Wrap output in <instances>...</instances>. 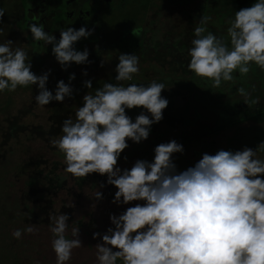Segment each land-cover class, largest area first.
Segmentation results:
<instances>
[{"label":"clouds","instance_id":"clouds-1","mask_svg":"<svg viewBox=\"0 0 264 264\" xmlns=\"http://www.w3.org/2000/svg\"><path fill=\"white\" fill-rule=\"evenodd\" d=\"M4 15L0 8V22ZM210 20L202 15L194 28L190 72L219 88L222 82L234 81L236 72L246 76L253 65L264 71V0H254L225 21L227 39L208 30ZM44 29L45 24L35 20L28 24L33 41L52 46L51 54L62 70L73 63H92L89 50H77L75 45L94 29L61 28L59 39ZM14 44L9 39L0 42V93L35 85L34 100L41 107L73 97L75 73H70L68 83L59 80L53 94L47 87L51 69L34 73L27 51ZM117 59L115 83L106 81L94 94L87 91L75 119H64L61 134L50 141L63 154L66 173L84 179L94 173L106 176L99 189L114 186L112 203L129 205L119 215H109L112 226L104 233H93V239H100L94 246L96 264H264V159L258 158L264 141L255 150L245 146L205 152L194 165L178 171L173 157L185 150L172 139L154 148L151 161L137 159L130 168H121L128 141H146L169 101L162 96L163 83H124L140 71L135 53H120ZM82 75H88L86 69ZM83 86L93 89L92 80H84ZM237 92L246 99L249 95L243 87ZM133 109H141L134 120L128 115ZM94 197L103 200V192L97 190ZM48 217L55 264H68L73 249L83 247L80 229L73 227L68 238L69 215ZM37 232L31 224L13 230L12 236L19 240Z\"/></svg>","mask_w":264,"mask_h":264},{"label":"rangeland","instance_id":"rangeland-1","mask_svg":"<svg viewBox=\"0 0 264 264\" xmlns=\"http://www.w3.org/2000/svg\"><path fill=\"white\" fill-rule=\"evenodd\" d=\"M52 2L53 0H34L32 3L28 0H0V8L5 9L3 22H0V28L3 29L0 42L9 39L15 43L13 47L24 48L31 60L32 71L37 75L51 69L47 87L53 94L59 80L63 79L68 83L70 73L76 75L72 81L73 97L66 98L64 103L53 101L45 107L38 106L34 100L37 94L35 85L18 87L15 92L0 93V161L6 158L8 152L16 151L21 162L18 172L15 173L16 178H19L18 174H30L42 179L41 186L20 192V199L30 203L34 209L33 213L27 215L28 223L49 226L50 213L58 215L61 212L67 213L69 218L76 217L78 208L81 209L80 202L93 197L97 190L103 192L104 199L99 201L96 209L88 207L87 212L92 214L93 211H109L108 207L111 206H107L108 210L105 207L111 204L116 189L111 185L99 189V183L105 182L106 176L94 173L86 179L72 177L64 171L63 154L50 141L61 134L60 126L64 119L69 116L75 119L76 108L82 106V97L87 91L94 94L95 88L106 81L115 83L114 69L119 62L117 56L122 53L121 48L125 47L121 41L123 39L134 40L136 49L140 44L146 46L142 57L140 52L127 53H135L139 57L140 71L133 77V81L124 83L148 84L153 80L163 83L166 90L162 92V96L169 104L163 112V119L152 125L146 141L140 144L128 141L129 147L119 160L121 168H130L137 159L151 161L154 148L172 139L182 144L185 150L182 155L177 153L173 157L178 171L194 165L205 152L215 154L219 149L235 151L245 146L255 150L264 141V90L258 88V79L254 75L257 74L255 65L246 76L241 77L239 72L234 73L235 80L222 82L219 88L211 87L210 81L197 77L187 68L194 28L198 26L202 15L211 17L207 24L209 31L227 39L229 25L225 21L234 18L235 13L229 0H112V6L107 3L108 9L101 4L100 20L93 23L92 15L85 22L88 29H94L93 34L75 45L77 50L82 51L85 47L89 50V60L92 63H73L67 71L61 69L51 54V45L40 42L36 47L26 46L27 37L29 39L31 33L28 27L24 28L25 20L32 18L33 11L38 21L40 17H44V30L50 28ZM49 3L50 7L47 6ZM40 10H43L42 15L38 13L42 12ZM31 22L33 21L30 20ZM57 23L60 28H65L62 21ZM81 26L83 24L74 28L78 30ZM55 36L59 39L60 32ZM84 69L87 70V76L82 75ZM87 79L92 80L93 89L83 86V81ZM262 81L264 84V79ZM249 84L255 88L253 91L246 90L249 93L246 99L237 89H246ZM202 94L209 100L205 101ZM189 100L192 108L181 110L183 115H189L191 122L188 120L187 124L196 122L200 118L199 114H203L210 125L197 123L193 127L188 126L183 132L185 135L209 126L214 128L231 111L240 109L239 105H246L255 114L260 113L235 127L181 143L182 121L175 114V110L182 102ZM140 111L141 109L129 110L128 115L134 120ZM125 156L127 161L124 160ZM258 158L264 159V151L258 153ZM127 206L129 205H115L111 209L121 213ZM4 212L8 216L15 214L7 207H4ZM89 218L90 216L83 224L91 226Z\"/></svg>","mask_w":264,"mask_h":264},{"label":"trees","instance_id":"trees-1","mask_svg":"<svg viewBox=\"0 0 264 264\" xmlns=\"http://www.w3.org/2000/svg\"><path fill=\"white\" fill-rule=\"evenodd\" d=\"M232 4V11L239 10L243 7H249L254 2V0H229ZM135 41H122V44L125 45V51L129 52H140L142 57L143 52L146 48L145 45L140 44L136 49L134 45ZM126 48V49H125ZM155 48V47H154ZM256 73L254 74L256 79H258L257 84L260 90H264V71H261L258 67ZM261 75H259L260 73ZM258 75V76H257ZM254 85L249 84L246 90L253 91ZM205 101V95H201ZM192 103L189 101L182 102L181 106H178L175 110V114L182 121V133H181V143L187 141L196 140L202 137H207L215 132L224 131L230 127H235L246 122L248 119L257 117L260 113H253L249 111V108L246 105H239L240 109L236 111H231L228 117L220 123L217 124L214 128L211 126L207 127L204 130H196L185 135L186 128L188 126L193 127L197 123L202 125H210V122L202 114H199V119L196 122L187 124L189 120V115L182 114L181 110L191 109L189 105ZM208 110L207 108L203 107ZM189 122H191L189 120ZM21 162L18 160V154L16 151L8 152L6 158L3 161H0V264H36L39 261V264H55V253L51 247L52 233L49 231V226L42 224H35L38 228L36 234H24L21 239H14L12 236L13 230L19 228L24 229L26 226L31 225L28 223L27 215L33 213L34 209L31 208L30 203L23 202L20 199L21 191L30 190L31 188L41 186L42 179L36 175L18 174L19 178H16V174L20 168ZM53 189V188H52ZM111 202V204H109ZM106 205L109 211L101 212L93 211V213L87 212V208L96 209L99 201H95V197L85 198L80 202V208H78L77 216L70 217L68 220L69 227L66 232V236L71 238V230L73 227H79L80 229V239L82 241L83 247L73 249L72 258L68 264H96L95 248L94 246L100 242V239H93L94 232L104 233L108 227H111L109 220L110 214L120 213L112 210L115 204L110 201ZM117 206V205H116ZM4 207L12 209L14 211V216H8L4 212ZM23 209H25L23 211ZM107 209V210H108ZM92 225L83 224L87 217H89ZM117 264H120L118 261Z\"/></svg>","mask_w":264,"mask_h":264},{"label":"flooded vegetation","instance_id":"flooded-vegetation-1","mask_svg":"<svg viewBox=\"0 0 264 264\" xmlns=\"http://www.w3.org/2000/svg\"><path fill=\"white\" fill-rule=\"evenodd\" d=\"M28 1L30 3H32V1H34V0H28ZM111 1L112 0H53V2L51 3L52 8H50L51 12H50V16H49L50 21H51V24H50L51 27L46 29L45 31L51 32L53 35L57 34L59 32V30L61 29L57 23L58 21H62L64 23L63 27H65V28H67V27H73L74 28L76 26H79L80 24H83V26H85V22L88 21L93 16H94L93 23L95 21H99L100 20L99 14L101 13L100 12L101 4L105 5L107 8V6H108L107 3H111L110 5L112 6ZM80 3H83V4H82V6H80L78 8L77 6ZM47 6L50 7V3H49V5L47 4ZM111 6L109 8H111ZM22 8L24 9L23 6H22ZM40 11H42V12H38V13H40V15H42L43 10H40ZM32 14H33V16H32V18H30V20H32V21L35 20V22H37V23H39V22L43 23L44 17L43 18L40 17V20L38 21V19L35 16L33 11H32ZM30 20H25L24 28L28 27ZM131 37H133V36H131ZM27 41L28 42H27L26 46H30V47H36L40 43V42H36L34 44L35 41H33L32 36L31 37L29 36V39L27 37ZM121 41H123V40H121ZM121 51H122V53H128L129 52L128 50L125 51L122 48H121Z\"/></svg>","mask_w":264,"mask_h":264}]
</instances>
